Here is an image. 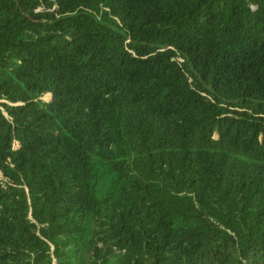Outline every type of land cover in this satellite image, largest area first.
I'll return each mask as SVG.
<instances>
[{"label":"trees","instance_id":"1","mask_svg":"<svg viewBox=\"0 0 264 264\" xmlns=\"http://www.w3.org/2000/svg\"><path fill=\"white\" fill-rule=\"evenodd\" d=\"M0 264H264V0H0Z\"/></svg>","mask_w":264,"mask_h":264}]
</instances>
